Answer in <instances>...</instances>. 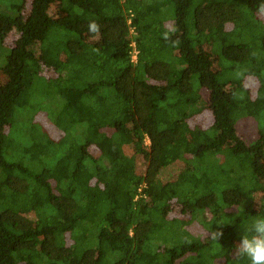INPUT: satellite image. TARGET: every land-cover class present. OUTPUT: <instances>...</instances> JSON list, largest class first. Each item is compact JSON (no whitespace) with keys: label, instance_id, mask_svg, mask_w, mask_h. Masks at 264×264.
Returning <instances> with one entry per match:
<instances>
[{"label":"trees","instance_id":"obj_1","mask_svg":"<svg viewBox=\"0 0 264 264\" xmlns=\"http://www.w3.org/2000/svg\"><path fill=\"white\" fill-rule=\"evenodd\" d=\"M154 1L0 0V264H249L264 0Z\"/></svg>","mask_w":264,"mask_h":264},{"label":"clouds","instance_id":"obj_2","mask_svg":"<svg viewBox=\"0 0 264 264\" xmlns=\"http://www.w3.org/2000/svg\"><path fill=\"white\" fill-rule=\"evenodd\" d=\"M258 10L264 11V3L258 6ZM89 31L99 32V25L92 21L89 24ZM210 236L212 240L219 241L223 236V231H212ZM232 254L237 261L247 260L249 264H264V216L253 217L250 227L243 229V234L234 246Z\"/></svg>","mask_w":264,"mask_h":264},{"label":"rangeland","instance_id":"obj_3","mask_svg":"<svg viewBox=\"0 0 264 264\" xmlns=\"http://www.w3.org/2000/svg\"><path fill=\"white\" fill-rule=\"evenodd\" d=\"M159 1H164V0H159ZM158 0H155L153 3L156 5L158 2H159ZM50 11L52 12V13H54V14H56V7L55 6H51V8H50ZM154 18H155V16H153ZM254 20H257V17L256 16H254ZM169 24H171V21H169ZM169 27V26H168ZM133 34H135V32L133 31L132 32ZM260 36H261V34H260ZM14 39V37H12V38H10V42L12 41ZM47 75H48V73H46ZM51 91L50 89H47V87H46V92H45V94L43 95V98L47 101L49 98H50V94L51 93H49V91ZM36 95H37V93H35ZM36 101V100H35ZM34 101V102H35ZM40 105H42V106H40ZM30 108H32V109H34V110H38L39 108L41 109V111L40 112H38L37 113V115L38 116H42L44 119H45V121H43L45 124H46V126H48L47 128H46V130H48V133L50 134V135H53V136H55L57 133H58V128L57 127H54L53 129H51V122L49 121V116L47 115V113L45 112V110H47V108L43 105V104H37V103H32L31 104V107ZM31 109V110H32ZM243 120V119H242ZM242 120L241 121H239L240 123L242 122ZM203 121L204 122H206V119H203ZM27 122H28V118H26V119H22V120H17V122H16V124H15V127L14 128H16L17 129V131L19 132V135L20 136H22L23 135V132H24V129H25V125L27 124ZM246 122H247V124L250 126V129H252V128H255V125H253L254 123H252L253 121L251 120V119H246ZM246 127V126H245ZM49 129H51V130H49ZM246 129L248 130V128L246 127ZM246 130V131H247ZM244 130L243 129H239V131H238V134L242 137V132H243ZM58 136L59 137H61L60 136V134H58ZM58 136H55V137H58ZM20 139H22V138H19L18 140H20ZM147 144H149V140L147 139ZM181 170V167H177L176 165H172V166H170L169 168H167V169H165L164 170V172H163V175L165 174V176L166 177H172V176H174V174L175 173H177V172H179ZM179 211H181V207H180V205H178L177 203H175L174 205H173V212H172V214H171V216L174 214V215H176ZM191 227H192V225H190ZM192 229H193V227H192ZM194 232L195 233H197V234H199V233H201L199 230H197L196 228L194 229Z\"/></svg>","mask_w":264,"mask_h":264},{"label":"built area","instance_id":"obj_4","mask_svg":"<svg viewBox=\"0 0 264 264\" xmlns=\"http://www.w3.org/2000/svg\"><path fill=\"white\" fill-rule=\"evenodd\" d=\"M133 45L135 47V42H133ZM138 52L139 51L135 47L134 52H133V56H132V59H133L134 62L137 61V54H138Z\"/></svg>","mask_w":264,"mask_h":264}]
</instances>
